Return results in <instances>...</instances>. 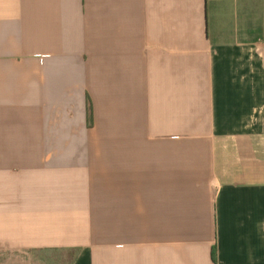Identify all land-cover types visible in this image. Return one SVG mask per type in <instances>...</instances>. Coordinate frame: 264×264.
<instances>
[{
    "label": "crops",
    "instance_id": "obj_1",
    "mask_svg": "<svg viewBox=\"0 0 264 264\" xmlns=\"http://www.w3.org/2000/svg\"><path fill=\"white\" fill-rule=\"evenodd\" d=\"M264 264V0H0V258Z\"/></svg>",
    "mask_w": 264,
    "mask_h": 264
},
{
    "label": "rangeland",
    "instance_id": "obj_2",
    "mask_svg": "<svg viewBox=\"0 0 264 264\" xmlns=\"http://www.w3.org/2000/svg\"><path fill=\"white\" fill-rule=\"evenodd\" d=\"M0 264H44L37 260L33 255L9 254L0 258Z\"/></svg>",
    "mask_w": 264,
    "mask_h": 264
}]
</instances>
